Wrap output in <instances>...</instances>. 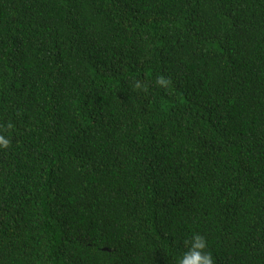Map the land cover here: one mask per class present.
<instances>
[{"label":"trees","instance_id":"1","mask_svg":"<svg viewBox=\"0 0 264 264\" xmlns=\"http://www.w3.org/2000/svg\"><path fill=\"white\" fill-rule=\"evenodd\" d=\"M0 135V264H264V0H0Z\"/></svg>","mask_w":264,"mask_h":264},{"label":"clouds","instance_id":"2","mask_svg":"<svg viewBox=\"0 0 264 264\" xmlns=\"http://www.w3.org/2000/svg\"><path fill=\"white\" fill-rule=\"evenodd\" d=\"M156 84L162 87H167L170 81L164 76H160L156 79ZM142 85L139 81L136 82L135 88H141ZM9 127H12L9 124ZM10 145L9 139L0 135V148H7ZM189 244L188 250L178 257L177 264H214V258L212 254L205 249L207 248V242L204 236L200 234H194L191 241H186Z\"/></svg>","mask_w":264,"mask_h":264}]
</instances>
